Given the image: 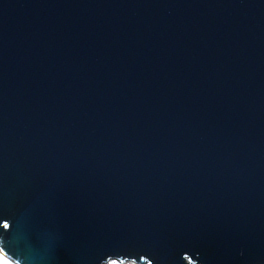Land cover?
<instances>
[{"label": "water", "instance_id": "1", "mask_svg": "<svg viewBox=\"0 0 264 264\" xmlns=\"http://www.w3.org/2000/svg\"><path fill=\"white\" fill-rule=\"evenodd\" d=\"M0 250L264 264V0H0Z\"/></svg>", "mask_w": 264, "mask_h": 264}, {"label": "rangeland", "instance_id": "2", "mask_svg": "<svg viewBox=\"0 0 264 264\" xmlns=\"http://www.w3.org/2000/svg\"><path fill=\"white\" fill-rule=\"evenodd\" d=\"M0 264H13L9 260H7L3 255L0 253ZM107 264H135L134 262L125 261L122 263H118L115 260H110L107 262Z\"/></svg>", "mask_w": 264, "mask_h": 264}, {"label": "bare ground", "instance_id": "3", "mask_svg": "<svg viewBox=\"0 0 264 264\" xmlns=\"http://www.w3.org/2000/svg\"><path fill=\"white\" fill-rule=\"evenodd\" d=\"M0 253H1V250H0ZM1 255H3L2 253H1ZM4 257V256H3ZM8 260V259H7ZM12 263V262H11Z\"/></svg>", "mask_w": 264, "mask_h": 264}]
</instances>
